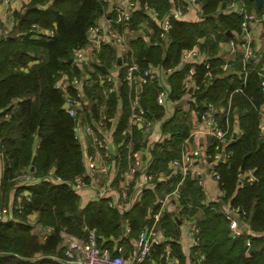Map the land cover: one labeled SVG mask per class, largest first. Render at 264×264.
<instances>
[{
	"label": "trees",
	"instance_id": "16d2710c",
	"mask_svg": "<svg viewBox=\"0 0 264 264\" xmlns=\"http://www.w3.org/2000/svg\"><path fill=\"white\" fill-rule=\"evenodd\" d=\"M203 5L202 19L196 22L172 21L170 36L173 40L170 49L164 54L159 41L148 45L144 40L131 42L134 56L142 69L149 65L176 68L180 65L184 50L199 46L207 50L213 58V66L223 62L217 57L221 42H227L234 33L240 32L242 18L236 14H219L218 9L230 0H200ZM248 10L264 14V5L257 9L254 1L243 0ZM156 8L162 15L170 8L168 0H142ZM2 0H0V4ZM106 8L102 0H32L23 12H14L13 29L0 37V207L8 205L7 199L12 189L17 188V197L12 204L11 216L2 218L0 214V264H61L65 259L62 232L84 238L87 229H96L99 244L111 250L116 242L130 247L129 241L137 239L153 223L150 218L160 211L156 204V191L163 184L157 180L155 189L145 190L140 200L129 212L121 213L109 206V198L89 203L80 208V196L68 182L85 173L84 152L76 136L77 121L65 109L68 102L62 91L56 88V79L61 71L68 74L74 71L73 51L87 44L89 28L96 24L101 12ZM115 16V15H114ZM139 16H142L140 13ZM34 25L53 32L39 35ZM134 28V27H133ZM99 56L110 67L115 59L112 48L105 44ZM236 67H241L236 64ZM261 61L255 65L245 86L239 78L215 79L212 85L203 84L205 69L199 68L197 83L201 89L195 94L202 111V100L216 103L243 86V93L234 94V103L240 110L239 124L244 135L231 144L232 158L227 164H220V187L226 193L218 202L206 204L205 192L197 179L187 178L182 189V210L180 214L163 212L159 221V231L166 235L178 236V227L187 217L197 216L200 246L195 248L200 264H264V138L260 135V109L264 106V89L261 87ZM103 72V68H97ZM189 72L185 66L170 79L172 99L182 97V82ZM216 70L215 73H218ZM99 86L87 90L93 95ZM157 84L145 86L142 101L150 117L163 119L165 110L156 103ZM75 95V91L71 90ZM125 110L116 131V137L129 127L128 90L123 95ZM99 98V103H102ZM118 99L110 96L108 117L115 116ZM93 116H99L97 106ZM187 114L177 110L174 118L163 126L167 138L151 151L154 174L169 173L171 161L180 158L182 145L189 137L190 125ZM233 121L232 117L230 118ZM134 136L141 138L139 127L133 128ZM32 171L40 182L23 185L20 178ZM60 177L65 183L58 184L50 179ZM246 173L255 176L254 182H242ZM26 192L31 193V201L23 199L24 210L18 211V199ZM3 194V195H2ZM225 204L242 208L244 220L251 234L240 238L232 236L229 222L224 215ZM39 215L36 224L51 226L54 231L42 241L35 233L36 224L29 216ZM125 226L130 229L125 233ZM250 238L251 248L246 242ZM171 253L184 259L181 245L170 244ZM247 251L249 255L247 256ZM133 252V250H132ZM170 253V255H171ZM165 244L152 248L144 264H167Z\"/></svg>",
	"mask_w": 264,
	"mask_h": 264
},
{
	"label": "built area",
	"instance_id": "2783aa9c",
	"mask_svg": "<svg viewBox=\"0 0 264 264\" xmlns=\"http://www.w3.org/2000/svg\"><path fill=\"white\" fill-rule=\"evenodd\" d=\"M14 1L2 0V3L8 6ZM102 1L111 8L110 10L105 8L101 12L108 25L104 26L97 21L95 25L89 28L87 44L73 51V69L77 71V74L74 71L70 74L61 71L55 84L56 88L62 91L64 97L67 98L68 108L65 109L77 121L76 136L83 152L89 148L95 151L94 155H88V153L84 155L85 173L68 182L71 188L77 193L80 192L87 186V175H93L98 171L106 172L108 162L113 160V156L118 160L123 159L127 162L128 173L140 174L141 177L137 176L131 181H124L118 201H110L109 206L121 213L129 212L140 200L145 190L155 189L156 180L161 177L156 176L151 170L153 164L151 151L155 147V142L158 141L155 140V137L163 134L162 129L158 131V121H162V124L171 121L174 118V106L181 105L188 116L187 123L191 129L189 137L182 145L181 157L169 164L168 177L173 182L172 189L161 201L160 211L150 217L153 219V223L136 239L134 251L127 255L123 247L111 250L101 246L96 229L85 228L87 235L84 238L62 232L65 259L61 261V264H144L153 246L161 244L157 234L160 232L159 221L163 212L168 211L169 206L174 205L176 214L181 213L182 189L185 181L192 173L190 164L200 160L209 167V170H206L207 177H197V175L192 174L202 190L206 188V178H209L218 184L221 192L220 199L226 195L220 187L221 174L217 170V166L230 162L232 152L229 147L244 135L239 124V118L234 117L239 109L233 99L236 92L243 93V86L247 83L250 72L255 65L264 59V54L254 45L252 34L255 25L264 23V14L259 15L249 11L243 0H230L225 5L227 12L224 11V7L218 9L219 14H236L242 18L239 34L227 42L220 43L217 57L223 63L219 66H213V58L209 56L207 50H202L196 46L191 50L183 51L180 65L176 68L149 65L148 68L142 69L134 57L131 42L142 39L148 45H153L159 41L164 54H166L173 42L170 36L173 27L172 21L182 20L187 12L194 9H197L199 15L202 16L203 5L201 1L182 0L183 5L178 6L177 0H168L171 8L164 15L148 2L143 3L142 0ZM137 11L142 13V17L136 27L135 14ZM150 20L157 25V30L154 32L150 26ZM33 29L39 35H51L53 33L41 29L38 25H34ZM1 32L4 36L9 33L5 30ZM105 44H108L117 56L121 54L120 48H125L122 57H126L127 61L124 66L118 65L115 57L111 62V68H105L103 72L97 71V68L105 66L99 56ZM226 52L231 56L230 61H226ZM183 64L189 66V72L182 82L183 95L181 99L174 101L170 79L175 72L181 69ZM236 64L241 68L238 69ZM199 68L205 69L203 84L206 86L212 85L215 79L225 77L239 78L242 80L243 86L216 103L202 100V111L199 112L197 110L199 101L195 95L201 89L197 83ZM216 70L219 72L215 73ZM223 71H226L225 75L222 73ZM260 76L261 87L264 89V64ZM154 83L158 87L156 103L165 110L163 119L150 117L142 101L145 86ZM93 86H99L101 90L97 89L93 95H89L87 90ZM71 90L75 91V95L71 93ZM127 90L130 110L129 127L122 133V138L118 140L116 131L125 110L123 95ZM110 96H115L118 99L116 113L113 117L107 115V101ZM99 98L103 100L102 103H99ZM94 106H97L99 110L98 117L93 116ZM260 115L259 130L260 135L264 138V106L260 109ZM231 117L232 119L235 118V121H231ZM135 127H139L141 130L140 140L134 136L133 128ZM163 137L165 139L162 141L169 138L166 135ZM194 138L199 140L196 145H193L192 142ZM96 154L101 156L102 165H98ZM115 167H118L117 164ZM2 171L3 169H0V178ZM49 176L48 180L53 179L58 184L65 183L60 177L55 178L53 172H50ZM20 181L23 185L40 182V180L35 179L31 169L21 176ZM254 181L256 178L251 173H246L242 177V182ZM108 190L109 188L106 186H100L97 189V197L105 196ZM23 199L30 202L31 193L27 192L18 199V211L20 213L24 210ZM0 209L2 210L1 207ZM224 215L229 222L234 238L251 234L243 219L246 213L242 208L225 204ZM124 230L125 233L130 232L128 226H125ZM53 231L54 228L51 226L36 224L35 233L42 241H45ZM198 234L199 228L197 224H194L193 246L195 248L200 246ZM246 245L251 248L250 238H248ZM246 254L248 256L249 251ZM203 260L204 256L202 255L198 259V264ZM167 264H177V260L175 258L174 260L170 259Z\"/></svg>",
	"mask_w": 264,
	"mask_h": 264
},
{
	"label": "crops",
	"instance_id": "0c3cea01",
	"mask_svg": "<svg viewBox=\"0 0 264 264\" xmlns=\"http://www.w3.org/2000/svg\"><path fill=\"white\" fill-rule=\"evenodd\" d=\"M31 1L32 0H15L12 4H10L8 6L1 3L0 4V31L5 30V31L10 32L15 25V20L12 17L13 13L14 12H23L25 7L28 6V4ZM122 1H127V0H122ZM244 3L246 4L245 1H244ZM177 5L182 6L183 1L177 0ZM246 6H247V4H246ZM110 9L111 8L107 5L106 10H110ZM223 9L225 12H227L226 6H224ZM257 9H259V8L257 7ZM251 12L256 13L255 10H252ZM140 13H141L140 11H137L135 14L136 27H137V24L139 22V19L142 17V16H139ZM182 20L189 21V22H196V21L201 20V16L199 15L198 10L194 9L191 12H187ZM98 21L104 26L108 25V23H107V21L103 15L99 16ZM150 26L153 29L152 30L153 32L155 30H157V25L155 24V22H153L151 20H150ZM237 34L238 33H234L232 35V37H234ZM252 34H253L254 45L256 46V48L259 49V51L262 54H264V23L255 25ZM1 36L2 35H0V37ZM124 49H125L124 47H121L120 48L121 54H119L118 56L115 55V57L117 59L116 63L118 65H122V66H124L126 61H127L126 57H122ZM226 54H227L226 55L227 56L226 61H230L231 56L229 55L228 52H226ZM109 68H111V66ZM103 70L105 71V67H103ZM222 73L225 75L226 71H223ZM225 78H227V77H225ZM179 109L183 111L181 105H175L174 106V116L176 114V111ZM239 116H240V110H238V112L235 113L234 117L239 118ZM233 120L235 121V118ZM164 124H165L164 122L162 124V121H158V123H157L158 131L161 129L163 131ZM163 135L164 134L157 135L155 137V140L162 141V139H165L163 137ZM158 141L155 142V145L160 143ZM198 141L199 140L196 138L192 139V142L194 143L193 145H196L198 143ZM162 142H164V140ZM87 153H88V155L89 154L94 155L95 151L92 148H89L87 151H84V155ZM96 159L99 162L98 165H102V158L99 154H96ZM116 164L118 166L117 168L115 167ZM207 167H208L207 164H204L200 160H196L195 162L190 164V169H191L192 173L189 176V178L193 179L192 174L195 176L197 175V177H207L206 170H209V167L208 168ZM2 169H3V166L1 168V170ZM155 175L161 176L158 179H160V181L163 183L159 186L158 190L156 191L155 203L158 205L161 203V201L164 199V197L168 194V192L172 189L173 182L170 181L168 174L165 172H160V173L155 174ZM137 176L141 177L140 174L128 173V165H127V162L125 160H123V159L118 160V158L113 156V160L111 162H108L106 172H99L98 171L97 173H95L93 175H87V177H86V183H87L86 188H84L83 190L78 192V194L80 196V208H81V210L85 209V207L89 203L98 202L99 200H101L103 198H109L110 201L117 202L119 197H120V191H121L122 186L124 185V181H131V180L135 179ZM156 184H157V182H156ZM156 184H155V187H156ZM102 185L109 188V190L105 196L99 198V197H97V189ZM132 186H133V184H132ZM203 191L205 192V203L206 204L218 202L220 200V196H221L220 188H219L218 184L213 182L211 179L206 178V188ZM16 194H17V188L12 189L10 191L9 197L7 199L8 205H4V208H2V210L0 209L1 210L0 214H1L2 218L8 219L11 216V213H12L11 207H12V204L14 202L15 197H17ZM171 206H169V208H171ZM5 210L7 211L6 213H5ZM168 211H170V210L168 209ZM170 212H172V211H170ZM38 217H39V215L37 213H34V214H31L29 216V220L31 221V223L35 224ZM196 219H197V216H193V217L189 216L181 224H179L178 236H176V238H174V236H172V235L163 234L164 232L161 233V231L157 234V237H158L160 243L165 244V246H166V251H168L167 255L168 254L170 255V253H171V247H170L171 245L170 244H173L174 242H176V243L181 245L184 259L182 260V259L174 256L173 253H171V255L168 257V260H170V259L174 260V258H175L177 260V264H198V261L196 259H194L195 255L193 254L194 251L196 250L195 247L193 246V244H194L193 227H194V224H196ZM135 241H136L135 238H133L129 241L130 247H126V246L121 245V247L124 248L127 255L131 254L132 250L134 251ZM118 245H119V243L116 242L112 248H114V250H115V249H117ZM151 264H162V263H156L155 261H153V263H151Z\"/></svg>",
	"mask_w": 264,
	"mask_h": 264
},
{
	"label": "water",
	"instance_id": "95a60500",
	"mask_svg": "<svg viewBox=\"0 0 264 264\" xmlns=\"http://www.w3.org/2000/svg\"><path fill=\"white\" fill-rule=\"evenodd\" d=\"M251 1H254L259 9H261V7H262L263 4H264V0H251ZM71 62H72V60H71ZM182 67L184 68V67H185V64H183ZM65 108H68V104H65ZM144 108H145V107H144ZM1 152H2V145L0 144V153H1ZM34 168H35V161H34L33 164H32V168H31V170L33 171ZM169 210L172 211V214H173V215H176V208H175L174 205H172L171 208H169ZM180 224H181V223H180Z\"/></svg>",
	"mask_w": 264,
	"mask_h": 264
},
{
	"label": "rangeland",
	"instance_id": "374dc122",
	"mask_svg": "<svg viewBox=\"0 0 264 264\" xmlns=\"http://www.w3.org/2000/svg\"><path fill=\"white\" fill-rule=\"evenodd\" d=\"M263 5H264V4H263ZM262 7H263V6H262ZM262 7H261V8H262ZM247 9H249L248 6H247ZM2 34H3V32L0 31V35H2ZM135 35H136V34H135ZM134 57H135V56H134ZM135 59H136V58H135ZM136 61H137V60H136Z\"/></svg>",
	"mask_w": 264,
	"mask_h": 264
},
{
	"label": "bare ground",
	"instance_id": "6f19581e",
	"mask_svg": "<svg viewBox=\"0 0 264 264\" xmlns=\"http://www.w3.org/2000/svg\"><path fill=\"white\" fill-rule=\"evenodd\" d=\"M261 61H262V62H263V64H264V59H262Z\"/></svg>",
	"mask_w": 264,
	"mask_h": 264
}]
</instances>
